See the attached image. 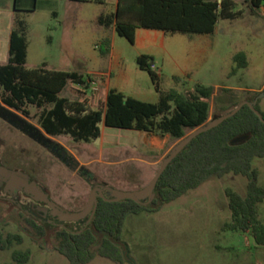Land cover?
Segmentation results:
<instances>
[{
    "label": "rangeland",
    "instance_id": "rangeland-1",
    "mask_svg": "<svg viewBox=\"0 0 264 264\" xmlns=\"http://www.w3.org/2000/svg\"><path fill=\"white\" fill-rule=\"evenodd\" d=\"M235 2L241 12L238 18L219 20L211 34H166L164 46L154 56L162 89H191L197 83L212 87L211 117L222 107L264 91V10L253 13L244 0ZM66 4V0H0V8L12 11L15 5L18 11H13L25 22V66L36 68L45 63L49 69L77 71L94 78L90 84L95 91L91 86L67 85L62 95L71 99L82 98L84 93L97 95V81L104 77L95 73L108 72L110 85L125 96L155 102L157 93L149 75L136 64L138 50L126 38L116 35L111 55L100 54L97 45L102 38L93 22V8L99 7L86 4L80 19L68 23L64 18ZM238 52L245 53L246 67H236L233 56ZM173 76L180 81L176 83ZM100 88L103 90L104 85ZM258 100L264 112V96ZM0 104L38 127L36 108L29 106L30 115L24 117L1 101ZM100 130V136L90 142H76L67 135L48 136L76 162L71 169L35 137L0 119L2 160L7 166L30 173L63 209L79 211L95 183L122 191L144 187L178 141L103 124ZM253 165L259 173L258 183L264 188L263 160L255 158ZM245 185L242 175L212 177L156 211L129 214L121 233L125 258L122 264H264V246L256 245L248 233L223 229L231 219L225 189L243 195ZM258 218L264 220V199L258 203ZM0 230L22 236L20 243L0 251V264H15L11 259L13 250L30 252L26 264H70L55 250L54 239L37 238L25 214L11 203L0 201ZM86 264L117 263L95 256Z\"/></svg>",
    "mask_w": 264,
    "mask_h": 264
},
{
    "label": "trees",
    "instance_id": "trees-1",
    "mask_svg": "<svg viewBox=\"0 0 264 264\" xmlns=\"http://www.w3.org/2000/svg\"><path fill=\"white\" fill-rule=\"evenodd\" d=\"M81 1L103 4L106 0ZM244 1L253 13L262 2ZM32 9H35L34 5ZM13 10L18 11L15 5ZM15 12L7 61L0 64V101L24 117L30 115L29 106L37 109L38 127L29 125L23 118H20L21 122L16 126L26 133L32 131L31 136L44 147H59L58 143L49 138L59 135H67L76 142H90L100 136V124L160 136L168 135L171 139L180 140L239 103L222 107L211 117V86L197 83L191 89H162L160 75L151 68L154 65L153 57L139 54L136 64L148 73L157 100L141 101L111 88L101 104L92 108L88 96L71 99L61 94L69 84L89 88V75L77 71L47 69L44 65L36 68L25 66L26 25ZM240 15L234 0H117L115 11L99 14L97 24L105 28L114 27L117 35L133 44L137 28L188 36L211 34L219 20H234ZM97 48L101 55H108L111 50L110 37H103ZM233 60L237 68L247 66L243 52L236 53ZM173 80L177 83L180 78L173 76ZM254 97L245 100L251 101ZM258 103L259 100L256 109L264 118ZM239 137L242 139L233 143ZM255 158H261L264 163V123L247 105H243L219 125L194 137L177 154L160 175L154 188L152 204L143 206L131 199L113 202L97 197L95 213L87 225L85 220H80L65 223L61 227L25 215L26 221L37 238H53L55 250L70 264H86L95 256L122 264L125 258L121 233L129 214L156 211L163 204L197 188L206 180L232 173L246 178L245 193L241 195L231 188L225 189L231 219L223 224V229L248 233L256 245L264 246V220L258 218V203L264 199V188L258 183L259 173L253 165ZM105 196L108 197L107 194ZM21 241L19 233L4 234L0 230V251ZM29 258L28 250H13L11 253L15 264H26Z\"/></svg>",
    "mask_w": 264,
    "mask_h": 264
},
{
    "label": "water",
    "instance_id": "water-1",
    "mask_svg": "<svg viewBox=\"0 0 264 264\" xmlns=\"http://www.w3.org/2000/svg\"><path fill=\"white\" fill-rule=\"evenodd\" d=\"M264 96V91L260 92L253 100H243L237 103L232 109L225 112L224 114L208 120L205 124L195 128L186 136L177 141V143L170 149L167 155L162 159L161 164L158 170L155 172L151 180L142 188L134 191H122L115 188H112L107 185L97 184L93 186L90 190L87 202L85 206L79 211H68L59 206L55 201L49 198L48 192H46L35 180L31 179L27 173H24L20 170H12L6 167L0 166V180L6 183V188L9 189V193L14 194L15 191H21L26 196L32 198L34 201L45 204L41 207L42 211H45L47 208L50 209V214L55 216L61 227H64L65 222H77L86 218L85 225H87L96 210L97 207V197H102L107 201H121L125 199H131L136 203L148 206L152 204L155 193V185L165 170L167 165L177 156V154L183 150V148L197 135L200 133L206 132L209 129L219 125L225 119L234 115L243 105H247L264 123V118L261 113L256 109L257 101L260 97ZM126 98V97H125ZM5 114L10 118L16 117L19 118L14 112L0 105V115ZM44 138H42L43 140ZM242 138H236L233 140V143L240 141ZM65 152V151H64ZM63 158V156H62ZM75 165L71 166V169H74ZM105 192L108 193V197L105 196ZM20 207V205L18 204ZM51 223V221H48ZM79 232V231H78Z\"/></svg>",
    "mask_w": 264,
    "mask_h": 264
},
{
    "label": "crops",
    "instance_id": "crops-1",
    "mask_svg": "<svg viewBox=\"0 0 264 264\" xmlns=\"http://www.w3.org/2000/svg\"><path fill=\"white\" fill-rule=\"evenodd\" d=\"M66 1H67V4L64 10V18H65V21H67L68 23H74L75 21H78L80 19V11H82L83 9L82 7H85L86 4L97 5L99 8H96V6H94L93 8L95 10V14L93 15V22L99 30V37L103 38L105 36H109L111 39V45H114L117 39L116 38L117 33L115 32L114 27L111 26V27L105 28L103 26L98 25L97 17L101 13L114 12L117 6V0H106L103 4H97L92 1H81V0H66ZM259 9L264 10L263 7H260ZM34 10H36V8L33 9V11ZM52 14L57 17L58 13L56 11H53ZM13 17H14L13 10L10 11L6 9V7L0 8V64H3L7 61L8 49H9V36H10V32L13 26ZM165 41H166V34L162 31L137 28L135 31L134 43L132 45L138 50L137 54H147V55L152 56L154 59V56H156L159 49L164 46ZM111 52H112V48L108 55H111ZM43 65L45 68H47L45 63ZM154 66L156 69L155 62H154ZM104 74H106V76ZM95 75L102 76L104 78H102V80L100 81H97V84H98L97 87L99 90V93L97 95L95 92L92 93L90 96L84 94V96L89 97L90 106L92 108H97L101 104V102L104 100L106 93L108 92L109 89L111 88L116 89V87L110 85L109 76H107L108 72L106 73L97 72L95 73ZM90 83L91 84L94 83L93 77L91 78ZM70 85H72V87H80L75 84H70ZM101 85H104L103 90H101L100 88ZM142 132L145 135L148 133L145 131H142ZM162 137L165 138L169 136L164 135Z\"/></svg>",
    "mask_w": 264,
    "mask_h": 264
},
{
    "label": "flooded vegetation",
    "instance_id": "flooded-vegetation-1",
    "mask_svg": "<svg viewBox=\"0 0 264 264\" xmlns=\"http://www.w3.org/2000/svg\"><path fill=\"white\" fill-rule=\"evenodd\" d=\"M0 119L3 121L9 122L15 128H18L16 126V124H20V122H21L20 117L19 118H16V117L10 118L8 115H5V114H1ZM31 132L32 131H29V133H27V134L31 136V134H30ZM45 148L47 150H49L51 153H53L54 155L58 156L63 163L70 165V166H72L74 164L76 166V162L73 160V158L67 152H64L63 149H61L57 146H53V145L45 146ZM62 156H63V158H62ZM2 159L3 158H2L1 151H0V166L6 167V168L12 169V170H20V171L26 173L25 171L21 170L20 168H18L16 166H12V167L7 166ZM27 174L30 176L31 179L35 180V178L30 173H27ZM97 184H102V183L98 182V183H95L93 186H95ZM103 185H105V184H103ZM105 194H107V196H108L107 192H105ZM21 197L24 199L23 201H20ZM49 198L51 199L50 195H49ZM0 201L11 203V204L17 206L19 208V210L27 216L33 217L35 219H39L41 221H51V224H60V221H58L55 216H52L50 214L49 208H47L45 211H42L40 209L41 207L45 206V204L34 201L32 198L26 196L21 191H15L14 194L9 193V189L6 188V183L2 180H0ZM18 204L20 205V207L18 206ZM82 220L84 221V220H86V218H84ZM65 223H69V222H65Z\"/></svg>",
    "mask_w": 264,
    "mask_h": 264
},
{
    "label": "built area",
    "instance_id": "built-area-1",
    "mask_svg": "<svg viewBox=\"0 0 264 264\" xmlns=\"http://www.w3.org/2000/svg\"><path fill=\"white\" fill-rule=\"evenodd\" d=\"M260 7L264 8V0H262ZM151 68L155 70V66L154 65H152ZM90 88H91L92 91L96 90L95 86H91Z\"/></svg>",
    "mask_w": 264,
    "mask_h": 264
}]
</instances>
